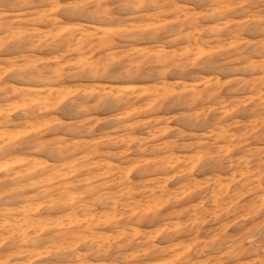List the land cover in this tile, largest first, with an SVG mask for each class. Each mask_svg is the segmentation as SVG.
Segmentation results:
<instances>
[{"label": "clouds", "instance_id": "9594fccd", "mask_svg": "<svg viewBox=\"0 0 264 264\" xmlns=\"http://www.w3.org/2000/svg\"><path fill=\"white\" fill-rule=\"evenodd\" d=\"M0 264H264V0H0Z\"/></svg>", "mask_w": 264, "mask_h": 264}]
</instances>
